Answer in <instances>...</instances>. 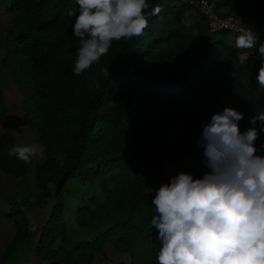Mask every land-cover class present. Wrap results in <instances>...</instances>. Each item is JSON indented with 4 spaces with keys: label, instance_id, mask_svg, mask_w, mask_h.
<instances>
[{
    "label": "trees",
    "instance_id": "16d2710c",
    "mask_svg": "<svg viewBox=\"0 0 264 264\" xmlns=\"http://www.w3.org/2000/svg\"><path fill=\"white\" fill-rule=\"evenodd\" d=\"M2 2L10 13L5 27L8 56L6 63L3 57V65L12 67V78L23 95L24 117L38 129L39 140L52 127L58 134L56 148L62 153L57 162L51 144L45 146L44 160L35 165L39 197L42 202L48 197L52 200L39 226L34 254L46 264H89L110 243L116 251L128 254V264H156L160 242L151 226L153 189L180 171L196 178L209 171L197 141L202 123L209 122L214 113L225 107L242 112L239 126L244 131L250 126L249 118L264 111V96L256 80L240 65L239 49L226 40L229 31H209L198 11L187 27L175 26L179 17L171 0H148L149 23L143 34L113 41L101 57L99 70L75 75L80 43L72 33L75 17L66 18L68 0ZM216 2L226 7L225 12L254 16L250 26L264 24V0ZM185 4L196 9L188 0ZM156 6L161 8L159 15H148ZM214 52L219 56L214 58ZM253 54L257 56L258 46ZM173 61L180 63V71L168 68ZM22 69L27 72L23 81L16 78ZM39 74L42 78L37 81ZM26 100L31 102V111ZM12 142L8 123L3 122L0 171L19 175L24 162L8 155ZM262 143L264 133L257 147ZM142 145L150 149L153 160L142 157ZM74 178L95 183L97 189L89 196V204L75 210L76 223L84 226L101 218L109 222L99 225L93 235L63 247L54 240L63 229L62 192ZM9 213L15 234L0 264L22 237L25 246L31 245L25 216L15 209Z\"/></svg>",
    "mask_w": 264,
    "mask_h": 264
},
{
    "label": "clouds",
    "instance_id": "9594fccd",
    "mask_svg": "<svg viewBox=\"0 0 264 264\" xmlns=\"http://www.w3.org/2000/svg\"><path fill=\"white\" fill-rule=\"evenodd\" d=\"M79 13L72 33L79 40L73 73L81 75L99 62L113 41L139 37L148 27L147 0H76ZM156 6L148 15H159ZM258 36L242 28L235 38L240 50L257 48ZM256 83L264 89V43L258 46ZM104 75H109L106 68ZM99 86V85H97ZM225 107L202 123L197 144L204 150L209 171L196 178L180 171L153 189L151 226L160 248L156 264H264V111L249 118ZM40 152L35 144L14 145L8 151L26 164Z\"/></svg>",
    "mask_w": 264,
    "mask_h": 264
},
{
    "label": "rangeland",
    "instance_id": "374dc122",
    "mask_svg": "<svg viewBox=\"0 0 264 264\" xmlns=\"http://www.w3.org/2000/svg\"><path fill=\"white\" fill-rule=\"evenodd\" d=\"M35 2H49V0H34ZM57 1V0H56ZM148 1V0H147ZM172 5L176 9L178 20L175 21V26L187 27L194 19L197 14V10L185 4V0H171ZM43 4V3H42ZM219 7V6H218ZM6 5L0 0V93L2 98V87L8 83L12 84V88H15V91L19 92V98L21 100L20 104H16L15 109H10L13 112H17L15 122L6 120L4 118L6 112V102L11 99L15 100V97L12 95L9 98H2V104L0 105V133L3 132V122H7L9 126V131L13 136V142L11 147L14 145H26V144H35L39 146L40 152L38 155L34 156L32 162L30 164L24 163V171L22 174L15 175L12 172H3L0 171V254L4 253L6 246L10 242V239L15 234V227L13 224V216L9 212L18 210L19 215H24L27 223V230H29L31 235V242H36V235L39 232V226L46 220L47 214L50 209L51 200L46 199V203L43 204L42 198L40 196V190L37 186L36 179L34 177V169L35 165L41 163L45 157V146H50L54 149L55 160L60 162L62 153L57 146V137L58 134L56 131L49 127L45 132L43 138L39 140V131L36 126L29 122L27 118L24 117L23 113V95L18 88L16 82L12 78V67L7 69L3 65V57L4 62H7V48L9 47V41L6 38V23L9 20L10 13L6 11ZM69 9L74 10L77 13V9L79 11V6L74 3L72 0H68L67 2V11ZM220 10V8H219ZM221 11V10H220ZM222 12V11H221ZM244 19L248 22L251 20H255L254 16L250 14H246ZM242 17V16H241ZM68 20H73V17H69L66 15ZM243 18V17H242ZM226 40L230 43L235 44L236 35L231 32L227 33ZM260 43H264V37L261 41H258L257 46ZM239 61L240 65L244 68V70L250 74L254 80L257 71L260 67V57L259 52L257 56L254 54H249L248 50H240L239 49ZM219 56V53L214 52L213 57L216 58ZM253 59L254 63H249L248 59ZM256 57V58H255ZM257 60V61H256ZM255 61L257 62V66H255ZM172 63V64H170ZM168 68L178 72L180 71V63L178 61L170 62ZM6 65V64H5ZM102 67L101 59L99 62H94L93 65L89 68V71L99 70ZM146 67L153 68L152 65H146ZM22 75L16 74V78L23 81L26 75V71L24 69L21 70ZM45 76V75H44ZM42 75H37V81H40ZM45 78V77H44ZM256 82V81H255ZM260 92L264 96V89H261L260 86L256 83ZM10 93V92H9ZM6 94V93H5ZM5 99V101H4ZM27 109L31 111V102L30 100H26L25 103ZM45 137L47 138L45 140ZM10 147V148H11ZM140 153L142 157L146 160H153L154 156L152 155L150 149L142 145L140 149ZM49 187L52 188V185L49 184ZM96 184H89L87 182H80L77 179L69 180L62 192V216H61V233L56 236L55 244H60L65 247L69 245L76 238H87L99 230V225L104 226L108 224L109 218H101L100 220H93L88 225L81 226L75 221V210L77 207L89 204V196L96 191ZM12 209V210H11ZM23 238V237H22ZM10 247L9 256L3 262V264H39L37 263L39 259L36 256V259H33V253L30 252V248L28 245L25 246L23 240ZM62 240V241H61ZM61 242V243H60ZM18 245V246H17ZM106 247V246H105ZM5 248V249H4ZM8 253V252H7ZM6 255V254H5ZM93 256V264H115L116 260H120L119 254H116L112 251V248H105L103 253L96 252ZM127 259V258H126ZM121 259V260H126Z\"/></svg>",
    "mask_w": 264,
    "mask_h": 264
},
{
    "label": "built area",
    "instance_id": "2783aa9c",
    "mask_svg": "<svg viewBox=\"0 0 264 264\" xmlns=\"http://www.w3.org/2000/svg\"><path fill=\"white\" fill-rule=\"evenodd\" d=\"M188 2L196 8L198 13L205 19L207 29L211 32L218 30H226L236 35L240 34V29H251L258 36V40L264 37V24L250 26L241 16L231 12L220 11L216 0H188ZM251 54L252 49H248ZM249 63H254L253 59H248Z\"/></svg>",
    "mask_w": 264,
    "mask_h": 264
},
{
    "label": "crops",
    "instance_id": "0c3cea01",
    "mask_svg": "<svg viewBox=\"0 0 264 264\" xmlns=\"http://www.w3.org/2000/svg\"><path fill=\"white\" fill-rule=\"evenodd\" d=\"M219 8H220V10L221 11H224V10H226V7L225 6H222V5H219ZM247 17V15L246 14H243L242 15V17L244 18V17ZM12 84H10V83H8L7 82V84L5 85V86H3L2 87V98H9L11 95L13 96V97H15V100L14 99H11L10 101L8 100L7 102L5 101V99H4V101L6 102V112H5V115H4V118L6 119V120H10V121H14L15 122V120H16V114H17V112H13V111H11L10 109H15L16 108V104H20V102H21V100H20V98H19V92H17V90L15 91V88L13 89L12 88V86H11ZM10 92V93H9ZM6 93V94H5ZM10 95V96H9ZM47 200H50L51 198H46ZM46 203V200L44 201V203L43 204H45ZM106 246V247H105ZM30 252H32L33 253V259L35 258L36 259V255L34 254V251H33V247H34V242H31V245H30ZM109 247H111L112 248V251L113 252H115L116 254H119V255H121V256H119V258H120V260H116V263L115 264H117L118 262H122L123 264H128L129 263V256H128V254L125 252V251H116L114 248H113V246L110 244V243H106L105 245H104V251H105V248H109ZM5 249V248H4ZM2 253H3V251H2ZM2 253L0 254V256L2 255ZM94 257L95 256H93L92 257V259H91V261H90V263L89 264H93L92 262H93V259H94ZM126 259V260H121V259ZM37 259H39V258H37ZM37 263H39V264H46L47 263V261L46 260H41V259H39L38 260V262Z\"/></svg>",
    "mask_w": 264,
    "mask_h": 264
}]
</instances>
